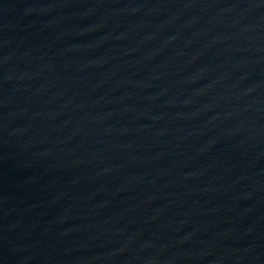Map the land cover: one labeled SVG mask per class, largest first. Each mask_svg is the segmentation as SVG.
I'll return each mask as SVG.
<instances>
[{"label": "water", "instance_id": "water-1", "mask_svg": "<svg viewBox=\"0 0 264 264\" xmlns=\"http://www.w3.org/2000/svg\"><path fill=\"white\" fill-rule=\"evenodd\" d=\"M0 264H264V0H0Z\"/></svg>", "mask_w": 264, "mask_h": 264}]
</instances>
